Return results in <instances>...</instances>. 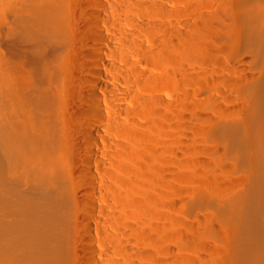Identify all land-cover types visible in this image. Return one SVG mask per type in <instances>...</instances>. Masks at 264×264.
Segmentation results:
<instances>
[{"label": "bare ground", "instance_id": "6f19581e", "mask_svg": "<svg viewBox=\"0 0 264 264\" xmlns=\"http://www.w3.org/2000/svg\"><path fill=\"white\" fill-rule=\"evenodd\" d=\"M189 2L0 0V38L10 40L9 55L0 48V264L173 263L168 228L178 222L176 203L165 200L174 179L166 165L177 152L171 91L187 96L196 36L209 77L204 86L218 92L217 68L237 57L234 76L224 79L236 94L225 100L234 102L211 99L202 129L217 146L206 150L220 147L223 167L232 161L243 168L249 187L225 193L223 185L225 194L212 196L206 187L215 190V182L206 183L195 207L213 202L224 221L218 229L232 232L233 259L248 253L249 263L255 260L256 214L244 198L264 197V0H226L223 32L219 18L216 26L190 22ZM185 154L197 160L193 149ZM214 167L202 173L212 178ZM152 215L163 216L157 229ZM202 227L191 229L203 248L217 225Z\"/></svg>", "mask_w": 264, "mask_h": 264}, {"label": "rangeland", "instance_id": "374dc122", "mask_svg": "<svg viewBox=\"0 0 264 264\" xmlns=\"http://www.w3.org/2000/svg\"><path fill=\"white\" fill-rule=\"evenodd\" d=\"M207 1L209 2L210 0H190L189 11L187 12L186 17L190 20V22H193V23H196V22L197 23L198 22L203 23V22L207 21V19H208V20H211L213 23H215V24H213L215 26L217 25L216 18H219L221 21L224 20L223 22L225 24H224V28L222 29V32L225 31L227 29V24H229L228 14H225L224 9H222L226 0H211L210 1L212 4H214V1H215L216 6H218V5L220 6V7L218 6V8H215L214 5H212V6L209 5L211 3H208ZM205 2H207V3H205ZM211 14L213 15V17H211L212 16ZM214 16H216V17H214ZM218 32H219V34L221 33V31H218ZM221 34H223V33H221ZM192 41L193 42H192V46L190 49L191 50L190 51L191 57H190V60L188 61L187 65L189 66V71L191 72V74L196 75V76L194 77V79L192 78L193 80L191 79L192 82L190 81L191 83H189L188 93H187V96L185 98L180 96V90L179 89L174 88L171 91L172 99L175 100V102H174L175 104H173L174 106L172 105V108L174 109V112L176 113V115H178L177 117H174V120L172 119V124L175 127V128L173 127V130H172L173 135H174L173 139L174 138L175 139H174V141H172L173 145L171 144V147L174 146L173 147L174 149L177 148V150L175 149V151H177V152L172 155L171 162H168L169 164L167 163V165H166V168H168L170 170V173L172 175H174L173 176L174 179L172 182L173 192L171 190L170 195L169 196L167 195L165 200L167 202L172 201V202L176 203V206L174 207V211L172 212L171 215L174 216V218L177 219V221L179 223L177 222L176 226H174V227L170 225L171 229L168 228V234L170 236L172 235L171 240H174V241H171V244L174 247V252L167 254V256L168 257L170 256L171 258H173L172 264H181V263L182 264H184V263H186V264L196 263L197 264V262H198V264H203V263L204 264H209V263L210 264H225V263L226 264H246V263H248V264H250V263H252V264H259V263L264 264V262L263 263L261 262V261H264V232H263L264 231V214L260 215V213H259V212H261V214L264 213V211H263L264 210L263 209L264 197L262 196L263 191H260V192L258 191V193H257L258 195H254L253 198L252 197L249 199L244 198L245 203H247L246 208L248 209V212L256 214L255 222H253V225H254V223H256V221H257L256 224H260V225L255 224L254 226H256V227H253V225H252V227L250 228L251 234L255 236L254 237L251 235L253 238V242H254L252 250H253V253L256 257L255 260L253 262H250V263H249L248 256H247L248 253L246 254V256L244 255V258L246 257L247 259L245 258V260L244 259L239 260L241 262H239L237 260L239 263L233 259L232 254L237 250V248H235V246H233L235 244L232 241L233 240V238L231 237L232 232L231 233L229 232L230 228L229 229L226 228L228 226L225 227L226 228L225 230H227V231H224V228H222L223 230L218 229L217 223H220L222 218H220V216L216 215L217 212H215V210L217 211L218 208L216 209V207L214 206V203L206 200L205 204H203L202 206L199 205L201 208L195 207L196 206V200L198 199V197L200 198V196H204V193H202V192H204V187L206 186L205 185L206 183L207 184L208 183L213 184L214 182L215 183L217 182L219 185V186H217L214 183V186L217 187V188L215 187V190H214V188L213 189L211 188V187H213V185L211 186L209 184L208 185L209 188L206 187L212 196L216 195V193H218L219 191H221V192L224 191L223 190L224 187L228 188V190L226 188V190L224 191L225 193H229L230 191H231V193L232 192L237 193V192H239V190H240L239 193H241L243 188L246 187L245 189H247V187H249V177L247 178V174L243 168L240 167L241 168L240 169L239 166H237V164L234 165L232 163V161H230L231 162V165L229 166L230 169L227 170V168L223 167L225 160H227L228 158L221 151L220 147L218 148V150H215L212 148V154L208 150H206V149H211L210 146L211 147L213 146L214 148L215 147L217 148V146L202 129V126L204 124H207L204 122L205 117L208 116L209 114L213 113L214 107L212 104V100L216 99V101H219L221 103V105L225 106V107L232 106V104L234 102V100H232V98H231V101H233L232 104H231V101L225 100V95L226 96L229 95L230 97L231 96L235 97L236 94L234 92L235 91L234 88L231 85H229L228 83H226V81L224 79L230 78L231 76H234V71H235L236 67L239 65L236 61L237 57L227 56L224 60V67L223 68H217L218 76L220 77L219 80L217 81V83H215V88L218 89V92H217L210 87H206V86H208V83H209V77L207 76L208 72H207V69L205 68L206 66L204 65V62H202V60H203L202 56L203 55H202V51L200 49V45H198L196 43L198 41V37L197 36L194 37V40H192ZM221 41H223V40H221ZM9 42H10V40L7 39L6 37L0 38V45H1L0 48L5 55L7 53H10V48H8L9 46H7V45H9ZM7 55H9V54H7ZM240 67H241V65H240ZM204 84L206 86H204ZM180 105L181 106L184 105V106H182V108H181ZM211 106L213 108H211ZM211 109H213V110H211ZM181 111H183V113H181ZM179 118H181V119H179ZM174 121L176 122L175 124H174ZM250 131L252 132V130H250ZM175 142H176V144H175ZM185 146H186V149H184ZM187 148H189V149L191 148V150L193 149V151H195L196 154L200 152L199 154H197L199 156V158L197 156V160L202 159V160H205V163L207 162V164L203 165V168L206 169L210 165L215 166L213 169H214V171H217V172H215L217 175H214V176L221 175V176H219L220 178L215 177V179L217 178L218 180L214 181V178H213L214 176L211 178V176L213 174L209 173V174L204 175L205 173H202L203 168L201 169L200 166H198V164L196 163L197 160L195 159V162H194L193 157H190V159H189L187 157V155L185 154ZM201 150H206V152L201 151ZM217 151L219 153H217ZM203 153H206V154H203ZM182 156L187 157L188 159L183 158ZM202 156H203V158H202ZM229 160H231V158ZM211 162H213L214 165L211 164ZM216 168H219L218 170L221 173ZM240 170H243V171H240ZM233 171H235V172H233ZM218 172L220 173L219 175H218ZM227 172H229V173H227ZM242 172H244V173H242ZM222 175L224 176V178ZM208 176H210V178ZM225 177H227V178H225ZM244 177H245V181H243ZM222 178H223V180H222ZM230 178H233L232 182H231ZM210 179H212L213 181ZM219 179H220V181H219ZM227 179H229L230 181H227ZM224 180H226V181H224ZM234 181H236V182H234ZM225 182H227V184H229V183L232 184V185L229 184L232 187V190H230L231 187L227 186V184ZM233 182L234 183L239 182V183L233 184ZM246 183H248V185H244ZM220 184H222L221 187H220ZM240 184L242 187H240ZM223 185H224V187H222ZM234 186H235V188H234ZM220 188H221V190H220ZM225 193L219 192V194H217V195H221V194L223 195ZM201 194H203V195H201ZM261 199H262V201H261ZM258 205L262 209H260ZM262 205H263V207H262ZM257 209L258 210L260 209V211H258ZM214 215H215V218L213 217ZM259 216H260V218H259ZM198 217L200 218L199 223L197 222ZM221 217H223V215H221ZM161 218L159 216L157 218H155L153 216L152 221L155 224L154 225L155 229L159 228L158 225H160L164 222L163 216H161ZM179 219L181 221H179ZM195 219H197L196 222H195ZM200 220H202V221L204 220L205 222L203 221V223L201 224ZM216 220H219V221L216 222ZM210 221L214 222L215 225H217V228L213 227L211 229V232H209V234H206L204 236L205 239H203V240L207 239V241H204L205 245L202 248L203 245H200V246L197 245L196 240L193 238V232H192L193 229H191V228H192V226L197 225L198 229L202 230L203 229L202 226L206 222H210ZM181 222H184L186 224H184V223L181 224ZM223 222L224 221L222 220V223ZM222 223L220 224L221 226H223ZM188 224L190 227L189 226L187 227ZM225 225H228V224H225ZM179 226H181L182 228ZM261 226H262V228H261ZM174 228H176V229H174ZM179 228H181V229H179ZM214 228H215V230H214ZM256 228H260V229H257V231H256ZM188 230H190V231H188ZM212 230L214 231V233L212 232ZM217 230H219V231H217ZM253 231H254V233H253ZM174 234H176V235H174ZM225 235L227 238L225 237ZM189 238H191V239H189ZM187 239H189L190 242L187 241ZM192 241H194L196 245ZM72 243H71L72 248H74L78 244V243H75L73 241H72ZM214 243H217V244H214ZM231 244H233V245L231 246ZM78 246H80V244H78ZM209 246L212 247V248L210 247V250L208 249ZM262 246H263V248L260 249V247H262ZM214 247L216 249H214ZM218 247H219V249H218ZM221 247H227V248L222 249ZM197 250H199V251L197 252ZM222 250H224V252ZM225 250H226V252H225ZM200 252H201V254H200ZM207 253H209V254H207ZM204 254H206L205 257L203 256ZM227 255H228V257H227ZM197 256H199L198 260L196 259V258H198ZM200 256H201V260H200ZM221 257H224L225 259L221 258ZM179 258H180V260L182 259L184 261L181 260L182 262H180ZM259 258H261V259L263 258V259L261 260ZM207 259H209L210 261ZM177 260H179V261H177ZM185 260H187L188 262H186Z\"/></svg>", "mask_w": 264, "mask_h": 264}]
</instances>
